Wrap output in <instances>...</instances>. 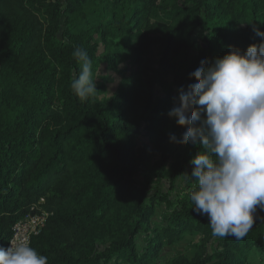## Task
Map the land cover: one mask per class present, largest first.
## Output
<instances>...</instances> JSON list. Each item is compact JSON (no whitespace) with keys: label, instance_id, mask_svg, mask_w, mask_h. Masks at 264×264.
Instances as JSON below:
<instances>
[{"label":"trees","instance_id":"16d2710c","mask_svg":"<svg viewBox=\"0 0 264 264\" xmlns=\"http://www.w3.org/2000/svg\"><path fill=\"white\" fill-rule=\"evenodd\" d=\"M254 26L264 31V0H0V247L21 218L46 211L30 245L48 264H161L164 248L187 234L201 237L200 252L167 264H246L253 244L263 255L264 210L243 239L214 237L192 208L195 180L176 197L159 187L175 188L203 151L188 143L170 166L178 89L195 82L202 59L258 44ZM76 48L96 78L87 100L70 87ZM120 61L135 70L126 76ZM103 64L122 77L113 96ZM141 134L160 148L139 146Z\"/></svg>","mask_w":264,"mask_h":264},{"label":"clouds","instance_id":"9594fccd","mask_svg":"<svg viewBox=\"0 0 264 264\" xmlns=\"http://www.w3.org/2000/svg\"><path fill=\"white\" fill-rule=\"evenodd\" d=\"M261 41L246 50L230 46L223 56L200 61L189 74L195 82L181 86L168 115L185 131L178 144L199 145L191 159L196 181L190 193L193 209L207 215L214 237L243 239L254 224L257 208L264 209V31L254 26ZM80 64L71 89L81 99L95 96L92 60L76 48ZM0 264H48L30 243L10 241L0 247Z\"/></svg>","mask_w":264,"mask_h":264},{"label":"rangeland","instance_id":"374dc122","mask_svg":"<svg viewBox=\"0 0 264 264\" xmlns=\"http://www.w3.org/2000/svg\"><path fill=\"white\" fill-rule=\"evenodd\" d=\"M161 49V45H155L154 48L152 49L149 57L153 60V62L157 65L158 64V53ZM118 68H126L128 70V73L126 74L129 75L130 73H132L135 70V66L131 65L130 63H128L127 61H120L118 62ZM99 74H107L110 76V80L107 84L108 87V92L107 95L108 96H113L117 93L119 85H120V81H121V74L108 69L106 64H103L99 71ZM155 92L156 95L159 96H163L164 95V90L162 88H160L159 86H157L155 88ZM184 127L183 126H179L176 124L175 119L174 122L172 124V128H171V135H175L177 137V139H179L181 137V134L184 132ZM137 143L139 146L145 144L149 146V149H159L160 146L154 143H151L148 139L147 136L141 134L138 136L137 138ZM175 147L177 148V152L175 155V159L170 160V166L172 167L174 164L177 163V160L181 161L183 160L188 154H189V148L188 146H186V144H182L180 146V144L175 143V142H171V149L174 151ZM160 158V156H157L155 158V160H158ZM154 160V161H155ZM192 166L189 164L187 167V170L185 173L187 174H191L192 172ZM148 173V171H144L141 175L138 176L139 181L142 183L145 182L146 180V174ZM185 173L178 179L177 185L175 188H171V186L169 184H165V183H161L159 184V187L164 189V194L167 193V191H171L172 195L174 197L184 194L186 192V190L184 189L186 187V185L188 184V182L191 180L190 178L186 177ZM153 179H155V181L149 186L150 189L156 191V187L157 186V182H156V177H153ZM194 179V178H193ZM192 179V180H193ZM162 207H160L158 209V214H160ZM264 209L261 208H257L255 214H259L260 212H262ZM154 221L155 218H153ZM144 234H142L140 236L139 239V246L141 247L143 244H145L146 242H144ZM201 243V237L198 235H193V234H187L180 242L175 243L171 246H168L166 248H164L163 253L160 257V261L161 264H167L169 263L172 259L179 257L181 255L187 256L189 258H192L196 253L200 252V250L197 248V246ZM249 257L246 260V264H264V254L262 255L261 251L258 250L257 246L255 244H253L250 252H249Z\"/></svg>","mask_w":264,"mask_h":264},{"label":"built area","instance_id":"2783aa9c","mask_svg":"<svg viewBox=\"0 0 264 264\" xmlns=\"http://www.w3.org/2000/svg\"><path fill=\"white\" fill-rule=\"evenodd\" d=\"M48 216V212L41 211L31 212L21 218L13 226L12 236L7 247L10 246V241L31 243L32 237L38 235L44 228Z\"/></svg>","mask_w":264,"mask_h":264}]
</instances>
